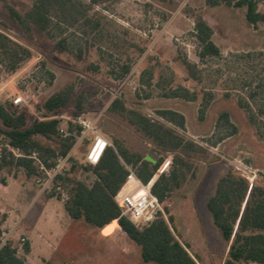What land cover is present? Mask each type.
Returning a JSON list of instances; mask_svg holds the SVG:
<instances>
[{
    "label": "rangeland",
    "instance_id": "1",
    "mask_svg": "<svg viewBox=\"0 0 264 264\" xmlns=\"http://www.w3.org/2000/svg\"><path fill=\"white\" fill-rule=\"evenodd\" d=\"M83 1L91 4V0ZM8 2L21 13L32 3L31 0ZM259 9L264 12V0H261ZM91 12L102 17L107 35L97 40L82 59H78L74 53L59 51L53 40L37 31L28 36L11 19L7 7L0 0V17L6 24L4 29L12 38L29 45L34 52L15 72H8L5 64L0 63V101H12L18 94L23 95L26 99L23 106L27 108L31 121L44 118L45 110L41 106L48 97L74 84L84 96L87 110L83 112L97 118L99 133L108 136L111 143L115 140L131 152L153 162L160 161L158 168L168 158L170 164L164 172L166 174H170L174 158L180 152L184 160L179 165L180 185L174 187L163 202L165 212L167 217L170 214L173 216L171 228L183 244L189 245L187 249L191 254L194 251L207 252L211 254V262L218 264L225 256L227 242L213 223L206 205L208 197L214 193L219 178L230 168L247 174L251 182L257 179L264 183V117L257 126L254 125L249 111L240 104V100H245L248 95L249 86L245 87V82L254 87L264 81V22L251 25L247 21L245 7L225 3L210 5L207 0H99L92 4ZM198 14L205 15L215 28V39L223 50L222 56L200 60L199 42L193 33L194 17ZM235 31L242 35L241 38ZM248 43L251 45L246 46ZM42 60L47 64L43 65ZM128 60L132 64L130 73L123 80L114 79L109 70ZM184 60L197 64L199 79L188 74ZM91 63L98 64L99 68L93 69ZM180 87H186L195 97L189 100L182 95H165L177 88L183 92ZM117 96H122L128 107L142 110L152 117H157L160 109L183 113L186 130L178 128V132L199 143L204 150L163 151L126 115L110 108ZM260 99H263L262 96ZM75 108L76 104L72 101L62 114L57 115L64 121L60 128H67L69 122L73 123L72 119L77 115ZM223 111L228 112L231 121L238 126V131L229 136L230 126L219 121ZM219 138L223 139L216 146L210 144ZM91 139L92 136L73 151L71 158L77 164L90 162L85 160L84 154ZM1 141L8 142L3 136ZM73 161L71 159V164ZM2 174L19 178L25 183V190L16 203L14 199L0 203L4 212L15 213L16 210L4 225V237L18 248L20 256L26 257L31 264H58L60 259L67 264H80L82 257L97 258L102 255L98 248L101 244L94 233L97 227L68 215L61 200L67 197L64 187L57 188L55 185L44 189L35 176H27L22 168L4 169ZM155 174L151 178H154L153 183L160 176ZM75 176L92 180L82 170H77ZM11 181L12 184L19 182ZM14 188H11V197L16 196ZM51 193L54 197H48ZM45 202L46 210L42 212ZM49 215L68 228L66 240L70 241L59 242V236L51 248L45 250L43 239L34 225L41 231H47V224H53L48 220ZM114 227L110 224L105 231ZM76 228L80 232L73 235ZM26 240L33 243L31 253L24 252ZM123 241L119 238L113 248L120 249ZM136 248V252L128 256L134 264H155L145 262L139 245L136 244Z\"/></svg>",
    "mask_w": 264,
    "mask_h": 264
},
{
    "label": "trees",
    "instance_id": "2",
    "mask_svg": "<svg viewBox=\"0 0 264 264\" xmlns=\"http://www.w3.org/2000/svg\"><path fill=\"white\" fill-rule=\"evenodd\" d=\"M1 1L7 7L11 19L28 36L37 31L53 40L59 51L74 53L78 59H82L96 45L97 40L107 35L102 17L91 12L92 4L99 0H91V4L83 0H31V6L24 13L9 4L8 0ZM260 2L261 0H207L210 5L225 3L245 7L246 18L254 26L264 22V12L259 9ZM194 18L193 33L199 42L200 60L222 56L221 48L213 39V27L203 14ZM5 25L0 17V63L5 64L11 73L30 59L34 52L29 45L12 38L4 29ZM184 63L188 74L199 79L197 64L188 60H184ZM42 64L46 65L47 62L42 60ZM90 67L98 69L99 65L91 63ZM131 70L132 64L128 60L117 68H111L109 73L114 79L123 80ZM247 86L248 95L245 100H240V104L249 111L250 121L257 126L264 117V81L258 82L254 87L245 82V87ZM180 89L183 92L177 88L165 95H182L189 100L195 97L190 95L186 87ZM72 101L76 104V114L87 110L83 94L76 90L74 84H70L44 101L41 106L45 110L44 118H34L31 121L28 110L23 105H15L13 101H0V137H5L9 144L24 154L15 156L4 149L0 158V172L16 167L22 168L29 177H37L42 172L30 155L36 153L39 160L49 168L59 156L67 155L77 141L80 126L69 122L67 131L70 133L64 135L60 131L62 119L57 115L62 114ZM207 103L203 104V110ZM110 108L126 115L132 124L153 139L163 151L204 150L199 143L178 132V128L186 130V118L177 110L160 109L157 111L158 116L152 117L142 110L128 107L122 96L115 97ZM203 117L202 114L201 118ZM219 121L230 126L228 136L238 131V126L231 121L228 112L223 111ZM221 139L223 138L210 144L216 146ZM174 159L175 164L170 174H160L152 185V193L161 202L170 196L174 187L180 185L179 165L184 160L180 152ZM159 163L160 161L153 162L139 153L131 152L114 140V143L105 147L97 163L83 162L79 165L73 161L70 169L59 175L55 183L67 190L64 206L71 218L84 219L98 228L117 220L126 235L139 245L145 262L200 264L199 258L188 251L189 245L183 244L174 234L171 228L174 218L171 214L169 221L159 215L151 223L140 227L129 216L122 215L115 200L129 169H133L147 183ZM77 170L87 173L92 180L77 178ZM2 181H5L4 177ZM50 196H54V193ZM206 205L214 225L221 230L227 242L223 264H264V183L257 179L251 182L247 174L230 168L219 178ZM166 210L168 211L167 207ZM6 219L7 214L0 212V264H31L26 257L18 254V248L10 240L3 242L6 230L3 223ZM23 249L25 253L30 252L29 241H25Z\"/></svg>",
    "mask_w": 264,
    "mask_h": 264
},
{
    "label": "built area",
    "instance_id": "3",
    "mask_svg": "<svg viewBox=\"0 0 264 264\" xmlns=\"http://www.w3.org/2000/svg\"><path fill=\"white\" fill-rule=\"evenodd\" d=\"M13 103L15 105H23L26 103V99L23 95L18 94L13 98ZM73 123L80 126V131L77 135V141L71 151L65 156H59L55 160V164L52 167H47L43 162L39 160L36 153L30 155V157L36 160L42 175L37 176V180L44 185V189L49 187L53 188L56 185V180L59 175L65 173L71 165V156L73 151L86 139L92 136L95 140V150L96 145L102 141L101 135L96 126V117H91L86 112L78 113L73 119ZM60 131L64 135L69 134L67 128H60ZM103 148L96 160L90 161L91 163H97L101 154L103 153L105 147L108 143H103ZM4 149H7L13 153L15 156L24 155L18 148H15L8 142L3 143L0 137V158L3 156ZM170 164V160L165 158L163 164L157 168L156 175H160L165 172ZM154 178L144 183L136 174L133 169H129V172L122 183L120 189L115 195V200L121 209L122 215H127L134 220L140 227L145 226L155 220L159 215L163 216L167 221H169L163 202L152 193V185ZM60 188V186H56ZM12 232V231H10ZM10 234V233H9ZM8 238L3 237V242L8 241ZM23 241L25 240L22 238Z\"/></svg>",
    "mask_w": 264,
    "mask_h": 264
},
{
    "label": "crops",
    "instance_id": "4",
    "mask_svg": "<svg viewBox=\"0 0 264 264\" xmlns=\"http://www.w3.org/2000/svg\"><path fill=\"white\" fill-rule=\"evenodd\" d=\"M240 8H242V7H240ZM245 13H246V8H245ZM204 17L206 18L205 15H204ZM206 20H207V18H206ZM213 29H214L213 39L217 43V41L215 39V28L213 27ZM231 32H233V30H231ZM235 32H236V35L239 34V33L237 34V31H235ZM238 36L241 38L242 35L239 34ZM217 45L220 47V45L218 43H217ZM250 45H251V43H248L246 46H250ZM222 53H223V50H222ZM63 122L64 121L62 120L61 124H63ZM100 135H101L103 143L112 144L110 142L108 136H106L103 133H101ZM91 140L92 141L89 144V147H88L87 151L84 154L86 161H92L93 155H94L93 148L95 146V140L94 139H91ZM2 173H3V170L0 172V181L2 180L3 177L5 178V181L2 184L0 183V192H2V194H0V203H3L4 201H12L13 199L15 200V203H16V201L19 199V195L23 194V190H25V189H23L24 186H25V183H24V181L22 182L19 178H14V177H11L10 175L8 177H5V175L2 174ZM2 175H4V176H2ZM11 179L19 181L18 182L19 184L17 182H14L12 184ZM13 187H15L14 189H15V192H16V196L11 197L10 196V194H11L10 192H11V188H13ZM48 197H54V196H50L49 195ZM58 199H60V198H58ZM61 200H63V205H64V199H61ZM46 202L48 203V199H47ZM46 202H45L44 209H43L42 212H44L46 210V208H45V206H47ZM4 211L5 210L3 209V207L0 206V212L7 214V219L4 222V224H3V227L5 228L4 225L6 224L7 220L10 217H12V215H14L16 213V210L14 209L15 213H13L12 211H7V212H4ZM61 213L64 216L63 212H61ZM49 219L51 221H53L52 222L53 224H50V225L47 224L48 227H49V229L47 231H43V230L41 231L40 229H38V226L36 227V225H34V228H36L37 231L39 232V237H41L43 239L45 250H47L48 248H51V245H52L53 241L58 240L59 236H61V240H59V242L65 241L67 243V241L68 242L70 241L68 239L66 240V235H67L68 228L63 226L62 221H60L58 223V220H55V218L52 215H49L48 220ZM72 219H74V218H72ZM107 226L108 225L104 226L103 228H98L97 227V230H94V233H95V235L97 237V240H98L97 242H99L101 244V246L98 247V248H99V250H101L102 255L99 256V257L97 256V258H95L96 256L94 258H90L88 256L82 257L80 264H134V262L132 261L131 257L128 258V256H130L131 253L136 252V249H137L136 248V243L134 241H132L126 235V233L121 229V227H120V225H119L117 220H116L115 227L112 230H109L108 232L105 231V228ZM79 232H80V230L78 228H76V229H73V233L72 234L73 235L74 234H78ZM119 238L120 239L122 238L125 242L123 241L124 243H122L120 249L116 248V250H115L113 248V245H115L116 241ZM59 242L57 241V243H59ZM106 242H108L109 245H105ZM30 245H31V250H30L29 253H31L33 248H34L32 241H30ZM226 253H227V251H226ZM226 253H225V256H226ZM140 254H141V251H140ZM194 254L199 258L200 264H213L211 262V254H209L207 252L200 253L199 251H194ZM194 254H192V255L194 256ZM225 256L222 257L221 261L218 264H223ZM57 262H58V264H65L66 263V262H64L63 259L62 260L60 259ZM252 264H260V263H252Z\"/></svg>",
    "mask_w": 264,
    "mask_h": 264
},
{
    "label": "bare ground",
    "instance_id": "5",
    "mask_svg": "<svg viewBox=\"0 0 264 264\" xmlns=\"http://www.w3.org/2000/svg\"><path fill=\"white\" fill-rule=\"evenodd\" d=\"M103 142L102 141H100L97 145H96V147H95V150H94V155H93V160H96L97 159V157L99 156V154H100V152H101V150H102V148H103ZM112 224H116V221L115 222H113Z\"/></svg>",
    "mask_w": 264,
    "mask_h": 264
},
{
    "label": "water",
    "instance_id": "6",
    "mask_svg": "<svg viewBox=\"0 0 264 264\" xmlns=\"http://www.w3.org/2000/svg\"><path fill=\"white\" fill-rule=\"evenodd\" d=\"M221 156L227 160H229L230 162H232L233 164L237 165L238 167L242 168L244 171H247V169L243 166H241L240 164H238L237 162H235L234 160L232 159H229L228 157H226L225 155L221 154Z\"/></svg>",
    "mask_w": 264,
    "mask_h": 264
}]
</instances>
